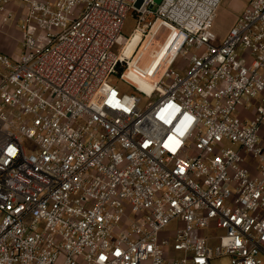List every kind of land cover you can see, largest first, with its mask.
Returning <instances> with one entry per match:
<instances>
[{
    "label": "built area",
    "instance_id": "obj_1",
    "mask_svg": "<svg viewBox=\"0 0 264 264\" xmlns=\"http://www.w3.org/2000/svg\"><path fill=\"white\" fill-rule=\"evenodd\" d=\"M222 2L0 0V264H263L264 0Z\"/></svg>",
    "mask_w": 264,
    "mask_h": 264
},
{
    "label": "rangeland",
    "instance_id": "obj_2",
    "mask_svg": "<svg viewBox=\"0 0 264 264\" xmlns=\"http://www.w3.org/2000/svg\"><path fill=\"white\" fill-rule=\"evenodd\" d=\"M163 0H154L156 4H161ZM245 0H223L221 3L217 17L214 23V31L218 36L219 40H222L230 28L235 24L236 20L239 18L243 9ZM134 26V20L132 17H129L126 21V24L123 28L122 34L123 36H128ZM22 41V33L18 26H16L13 22H5L3 19V15L0 14V52L8 54L11 56V60L13 63H16V60L19 57L21 51V42ZM134 46L129 45L126 50V55L130 56L134 50ZM141 61L138 65V70L136 72H129L126 74V79L132 84L138 86L141 90L150 92L153 88V84L155 80H158L162 74L163 67L166 66V62L164 59L161 61L158 57H155V53L151 51V49L144 51ZM158 64L160 70L154 72L151 76L147 75L148 69L150 65ZM118 79L112 78L111 83L117 84ZM122 87L128 89L125 84H122ZM24 146L26 148L27 153H31L33 150V145L30 141L24 140ZM175 227V224L171 225L170 228ZM215 244H212L214 247ZM261 259L264 264V256H261ZM212 264H230V259L227 257L216 258L212 261Z\"/></svg>",
    "mask_w": 264,
    "mask_h": 264
},
{
    "label": "crops",
    "instance_id": "obj_3",
    "mask_svg": "<svg viewBox=\"0 0 264 264\" xmlns=\"http://www.w3.org/2000/svg\"><path fill=\"white\" fill-rule=\"evenodd\" d=\"M248 2H249V0H245V2H244L245 7L247 6ZM243 10H244V9H243ZM236 21H237V20H236ZM128 74H129V72H128Z\"/></svg>",
    "mask_w": 264,
    "mask_h": 264
},
{
    "label": "bare ground",
    "instance_id": "obj_4",
    "mask_svg": "<svg viewBox=\"0 0 264 264\" xmlns=\"http://www.w3.org/2000/svg\"><path fill=\"white\" fill-rule=\"evenodd\" d=\"M130 45H132V46H134V47H135V45H136V44H135V43H132V44H130Z\"/></svg>",
    "mask_w": 264,
    "mask_h": 264
}]
</instances>
